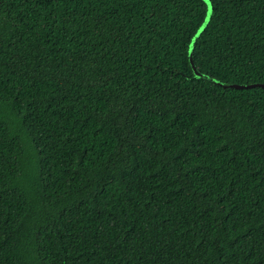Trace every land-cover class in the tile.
<instances>
[{
    "label": "trees",
    "instance_id": "trees-1",
    "mask_svg": "<svg viewBox=\"0 0 264 264\" xmlns=\"http://www.w3.org/2000/svg\"><path fill=\"white\" fill-rule=\"evenodd\" d=\"M199 72L264 84V0H210ZM203 0H0V264H264V88L188 60Z\"/></svg>",
    "mask_w": 264,
    "mask_h": 264
},
{
    "label": "water",
    "instance_id": "water-1",
    "mask_svg": "<svg viewBox=\"0 0 264 264\" xmlns=\"http://www.w3.org/2000/svg\"><path fill=\"white\" fill-rule=\"evenodd\" d=\"M204 3L206 4V13H205V17L203 22L201 23V25L198 27V29L196 30V32L194 33V35L191 38V41L189 43V48H188V60L191 66V69L194 73V75L196 77L199 78H205L208 79L210 81H212L213 83L220 85L224 88H238V89H242V88H250V87H254V86H259L264 88V84L263 83H250V84H236V83H221L218 80L204 74L198 71V69L196 68V65L193 61V46H194V42L197 39V37L201 34V32L204 30V28L206 27V25L209 22V19L211 17V13H212V5L210 0H203Z\"/></svg>",
    "mask_w": 264,
    "mask_h": 264
}]
</instances>
